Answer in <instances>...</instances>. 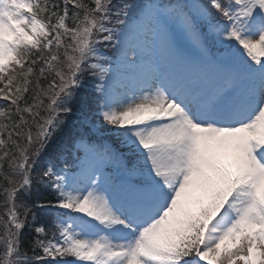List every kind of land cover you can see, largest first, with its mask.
<instances>
[{
	"label": "snow or ice",
	"instance_id": "snow-or-ice-1",
	"mask_svg": "<svg viewBox=\"0 0 264 264\" xmlns=\"http://www.w3.org/2000/svg\"><path fill=\"white\" fill-rule=\"evenodd\" d=\"M0 208V264H264V0H0Z\"/></svg>",
	"mask_w": 264,
	"mask_h": 264
},
{
	"label": "trees",
	"instance_id": "trees-1",
	"mask_svg": "<svg viewBox=\"0 0 264 264\" xmlns=\"http://www.w3.org/2000/svg\"><path fill=\"white\" fill-rule=\"evenodd\" d=\"M166 2H170V1H172V0H165ZM78 99H80V97L78 96L77 97ZM69 127H70V125L69 124H67V126L66 127H64V131L62 132V133H58L57 134V138L61 141L62 139H65V138H67L69 135L67 134H65V132L69 129ZM59 141V142H60ZM59 142H56V143H52L53 145H54V148L56 147V145L59 143ZM50 148H52V145H50ZM53 149V148H52ZM2 212H3V209L2 208H0V214H2Z\"/></svg>",
	"mask_w": 264,
	"mask_h": 264
}]
</instances>
